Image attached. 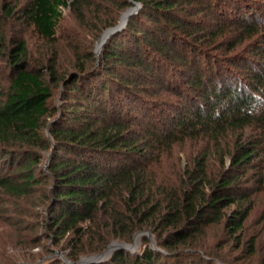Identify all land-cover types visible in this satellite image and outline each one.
Returning a JSON list of instances; mask_svg holds the SVG:
<instances>
[{
  "label": "trees",
  "instance_id": "1",
  "mask_svg": "<svg viewBox=\"0 0 264 264\" xmlns=\"http://www.w3.org/2000/svg\"><path fill=\"white\" fill-rule=\"evenodd\" d=\"M188 142L206 146L163 172ZM261 195L264 0H0V264L19 263L5 252L21 241L76 263L143 230L157 248L95 264H188L212 226L253 256L243 231ZM34 201L40 216L22 208ZM56 252L24 264H69Z\"/></svg>",
  "mask_w": 264,
  "mask_h": 264
},
{
  "label": "rangeland",
  "instance_id": "2",
  "mask_svg": "<svg viewBox=\"0 0 264 264\" xmlns=\"http://www.w3.org/2000/svg\"><path fill=\"white\" fill-rule=\"evenodd\" d=\"M44 46H46V43L43 41L36 40V38H30V48L31 52L34 53V55L39 56L40 52L44 49ZM48 135H50V131H47ZM206 146V144L200 143L199 145L194 144L193 142H188L184 145H179L177 146L174 151L172 152V157L166 158L164 160V163L160 166L161 170L165 172L166 174H171L175 171V168L178 164H182L184 166L187 162V157L193 156L194 154H197L203 150V148ZM51 155V154H49ZM50 159L48 160V162ZM178 161V162H177ZM212 164H216V161L213 162ZM23 210H28V211H33L34 214H37L40 216L44 212V208L42 206V202L39 201H34V203L27 205L25 203L24 206H22ZM232 208L227 209L229 214L232 212ZM256 209L252 213L253 215L250 217V219L247 220L244 228V235L245 239L253 238V236L257 237L256 241V254L253 256H248L247 253L243 252L241 248L236 247V245H232L231 243L228 245H224L222 243L225 240L224 235L221 233V227H216L212 226L209 227L208 230L201 232L199 235L203 240L206 239L207 243L209 245L208 249H205L204 247H192L190 250L191 256H185L184 258H189V259H184V260H178L179 261H184L188 262V264L192 262H197L200 258L203 260H206L207 263H211L213 261H216L217 264H228L226 262H222L220 259L223 258L224 261L229 262L230 264H264V222L261 221V214L264 211V195H261L257 198L256 201ZM11 216V215H10ZM13 218V221H20V220H26L24 226H27L29 230H27L26 235H33L35 232H40L41 233V227L36 228V231L31 230L34 224H39L37 223L40 218H33V217H24L22 219L19 216H11ZM42 220V219H41ZM40 222V221H39ZM15 232L10 234V237H16ZM203 236V237H202ZM9 237V239H11ZM145 239L151 240L150 244L153 245L152 239L155 241V236L150 230H143L140 232H137L134 234L133 239L131 242H126V241H119V240H114V241H119V242H124L127 244H136V249L133 250H128L131 251L132 253H137L142 247L143 244L145 243ZM16 240V238H15ZM200 240V241H201ZM112 241L108 247L114 242ZM156 243V241H155ZM107 247V248H108ZM153 247V246H152ZM157 247V244H156ZM187 247V246H184ZM106 248V249H107ZM56 250L58 254H60L58 251V248L56 246H53L52 242L49 241H41L39 243V246L35 248H30L26 243H21L17 242L16 247H7L5 255L11 258V256L18 257L20 259L18 264L24 263L27 261L26 259H23V256L29 252L31 254H34V256L40 257L46 253H48L49 250ZM105 249V250H106ZM242 251V252H241ZM52 253V252H51ZM56 253L54 255H56ZM64 254V253H63ZM62 253L60 254L61 256L63 255ZM85 257V256H84ZM216 257H221L220 259ZM215 259V260H214ZM40 262V261H39ZM2 264H7L6 262H1Z\"/></svg>",
  "mask_w": 264,
  "mask_h": 264
},
{
  "label": "water",
  "instance_id": "3",
  "mask_svg": "<svg viewBox=\"0 0 264 264\" xmlns=\"http://www.w3.org/2000/svg\"><path fill=\"white\" fill-rule=\"evenodd\" d=\"M140 8H141V5L136 4L134 7L128 9L126 12L123 13L121 20L117 26L109 28L108 30H106L104 32V34L102 35V37L100 38V40L97 44L96 52H97V55L99 57L101 55V52H102L104 45L106 44V42L108 41L110 36L124 30V28H126V26L128 24L130 17L135 15L139 11ZM152 243H153L152 246L154 248H157L154 239H152ZM118 249H125V250H133L134 251L136 249V244H127L124 242L114 241L103 253L82 257L76 263H73V262L69 261L68 259H66L64 254L62 255V257L69 264H95V263H99V262H102V261L108 259ZM21 264H24V263H21Z\"/></svg>",
  "mask_w": 264,
  "mask_h": 264
}]
</instances>
